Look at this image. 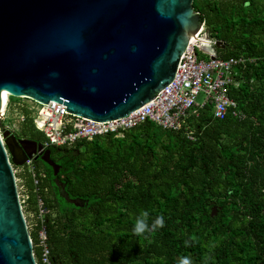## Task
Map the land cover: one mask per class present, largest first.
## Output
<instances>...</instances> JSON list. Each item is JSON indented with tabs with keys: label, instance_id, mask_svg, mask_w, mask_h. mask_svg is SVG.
<instances>
[{
	"label": "trees",
	"instance_id": "obj_1",
	"mask_svg": "<svg viewBox=\"0 0 264 264\" xmlns=\"http://www.w3.org/2000/svg\"><path fill=\"white\" fill-rule=\"evenodd\" d=\"M192 7L222 44L216 57L244 61L229 91L244 117L217 120L207 105L186 124L194 140L146 122L122 138L49 148L56 177L32 164L44 206L54 210L46 221L51 264H179L185 256L192 264H264V0H193ZM22 113L19 136L43 143L31 113ZM25 187L34 211L30 174ZM142 211L149 224L162 215L164 227L133 234ZM30 238L42 264L37 231Z\"/></svg>",
	"mask_w": 264,
	"mask_h": 264
},
{
	"label": "water",
	"instance_id": "obj_2",
	"mask_svg": "<svg viewBox=\"0 0 264 264\" xmlns=\"http://www.w3.org/2000/svg\"><path fill=\"white\" fill-rule=\"evenodd\" d=\"M192 4L0 0V107L6 92L95 122L138 111L170 84L189 35L193 40L200 30L203 22ZM205 38L210 40L208 31ZM221 45L215 42V48ZM2 139L0 264H37L12 166L39 158L54 177L60 166L37 142L8 131Z\"/></svg>",
	"mask_w": 264,
	"mask_h": 264
},
{
	"label": "built area",
	"instance_id": "obj_3",
	"mask_svg": "<svg viewBox=\"0 0 264 264\" xmlns=\"http://www.w3.org/2000/svg\"><path fill=\"white\" fill-rule=\"evenodd\" d=\"M205 32L203 22L194 40L189 41L188 46L181 54L176 73L170 84L138 111L118 119L95 122L31 103L29 107L17 105L19 110H13L15 114L12 117V125L3 127L2 122L6 119L10 105L11 97L8 95L3 111L0 113L1 141L3 142V131H8L16 137L19 136L21 124L25 121L23 109H27L31 113L35 130L43 136L42 151L51 147L69 148L77 142H90L97 137L108 135H113L114 138H122L126 131L146 122L153 123L163 130L183 132L187 139L194 140V133L186 128V124L190 117H197L198 110L207 105L212 107L211 113L214 119L223 120L228 115L242 119L244 114L239 111L237 104L230 99L229 91L230 88L237 86L234 77L237 67L241 66L244 61L242 59H218L215 53V42L217 41L206 40ZM198 53L206 56V58H199ZM199 93L205 95V99L201 103L196 102ZM32 162L33 160L27 161L26 166H30ZM12 169L15 175L14 169L18 168L12 166ZM30 176L36 195L35 215L39 220L37 247L41 250L40 261L42 264H51L45 221L48 210L39 194L40 179L37 173L32 171ZM17 190L23 211L25 199L20 194L18 187ZM30 228V225H27L29 234Z\"/></svg>",
	"mask_w": 264,
	"mask_h": 264
},
{
	"label": "rangeland",
	"instance_id": "obj_4",
	"mask_svg": "<svg viewBox=\"0 0 264 264\" xmlns=\"http://www.w3.org/2000/svg\"><path fill=\"white\" fill-rule=\"evenodd\" d=\"M199 54V58L205 59L206 56H203L201 53ZM205 99V95L203 93H199V95L196 97V102L197 103H201L203 100ZM30 102H26L20 99H13L10 98V105H9V109H8V113L6 116L5 121L2 122V126L3 127H10L12 125V117L14 116V109H16L17 111L19 110V108L17 107V105L22 106V107H29L30 106ZM15 170V179H16V184L18 189H20V194L24 197L25 199V204L23 205V214L26 220L27 225H30V232H35L38 229V223L39 220L37 219L36 215H35V209L34 211H30L28 209V205H27V191H26V187H25V177L32 173L35 172L36 170L34 169V164H31L30 166H24L18 169H14ZM38 171L39 173L42 175L44 174L43 168L42 166H38ZM54 213V210H48V213L45 217V221H47V219L49 218V216H51V214Z\"/></svg>",
	"mask_w": 264,
	"mask_h": 264
},
{
	"label": "clouds",
	"instance_id": "obj_5",
	"mask_svg": "<svg viewBox=\"0 0 264 264\" xmlns=\"http://www.w3.org/2000/svg\"><path fill=\"white\" fill-rule=\"evenodd\" d=\"M149 213L148 211H142L135 219L133 226V234L137 236L144 235L145 233L155 232L158 228L164 227V217L157 216L155 220L149 224L148 222ZM179 264H192L190 257H182Z\"/></svg>",
	"mask_w": 264,
	"mask_h": 264
},
{
	"label": "bare ground",
	"instance_id": "obj_6",
	"mask_svg": "<svg viewBox=\"0 0 264 264\" xmlns=\"http://www.w3.org/2000/svg\"><path fill=\"white\" fill-rule=\"evenodd\" d=\"M195 38V37H194ZM192 38L191 36L189 35V41H191ZM194 40V39H193ZM8 96V93L5 92L4 94V97H3V100H2V103H1V107H0V113L3 111V108H4V104H5V100H6V97Z\"/></svg>",
	"mask_w": 264,
	"mask_h": 264
},
{
	"label": "flooded vegetation",
	"instance_id": "obj_7",
	"mask_svg": "<svg viewBox=\"0 0 264 264\" xmlns=\"http://www.w3.org/2000/svg\"><path fill=\"white\" fill-rule=\"evenodd\" d=\"M17 139L19 140V139H27V138H22V137H20V136H17ZM27 140H30V139H27ZM30 141H34V142H37L38 144H41V142H40L39 140H30ZM33 161H34V160H33ZM35 162L42 163V162L40 161L39 158L36 159ZM42 164H43V163H42ZM44 165H45V164H44Z\"/></svg>",
	"mask_w": 264,
	"mask_h": 264
}]
</instances>
